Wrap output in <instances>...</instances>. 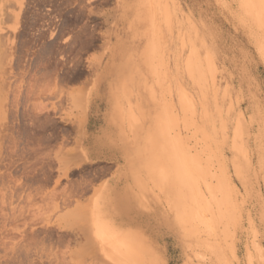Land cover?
Wrapping results in <instances>:
<instances>
[{
    "label": "rangeland",
    "instance_id": "obj_1",
    "mask_svg": "<svg viewBox=\"0 0 264 264\" xmlns=\"http://www.w3.org/2000/svg\"><path fill=\"white\" fill-rule=\"evenodd\" d=\"M141 1L133 139L107 88L127 66L119 0H0V264H135L96 234L105 187L144 218L157 264H264V0ZM157 119L169 153L142 159Z\"/></svg>",
    "mask_w": 264,
    "mask_h": 264
},
{
    "label": "bare ground",
    "instance_id": "obj_2",
    "mask_svg": "<svg viewBox=\"0 0 264 264\" xmlns=\"http://www.w3.org/2000/svg\"><path fill=\"white\" fill-rule=\"evenodd\" d=\"M143 5L144 4L141 0H136L133 6L127 7L125 0H119V23L117 25V30L115 32V39H116L115 41L119 44H122V42L124 43L126 42L127 53H128L127 66L123 69L117 68L118 70V73L116 74L117 81H113L112 79H110L109 85L107 87L109 94V102H110L111 120L120 126L119 127V130H121L120 132H123L121 128L122 123L127 121V129L128 132L132 135L133 139H137L139 135V131H141L143 128L141 124L142 122L140 121L139 117L135 115L133 112L130 114L127 120L125 117V110L123 108L124 99L128 97L129 91L134 88V86L131 84H135L136 82V80H134L135 78L130 77L128 74L125 73V71L131 69L133 62L134 63L137 62L136 61L137 53H144V47L140 48L139 46L140 43L139 41L144 36V30L142 31L138 28V22L139 21L144 22V13L142 9ZM151 45L152 46L149 47V50L150 52H153L155 50V45L154 44ZM149 96L153 98L152 91L149 92ZM81 99L83 100V97ZM149 121H151L150 118ZM150 128L151 129L148 130L147 132L150 137V139L148 140V144H150V147L146 148L147 152L149 153H145L146 152L145 146L139 144L140 155L142 159L143 158L145 159V157L155 152L158 146L162 147L163 154L169 153V149L167 148L166 141L164 140L163 132L160 127L159 119H157V123H155V125H153L151 122ZM133 177H134L133 178L134 183L136 185L138 184L140 185L141 178L135 174ZM166 179L168 180L167 171L163 169L159 170L158 168L156 181H158V183L163 186L162 183H164ZM96 201L98 204L99 213L101 214L99 215L101 221L98 223L97 226L98 229L96 234L98 237L102 238L105 233L111 232L112 234L111 236L113 237V239L111 240L112 242H114L113 244H115L113 246V249L112 247L111 249L113 250L116 259L120 263L157 264L159 258L156 252L154 251L151 235L148 232V229L147 232L145 233L143 230L144 223H146V221H144V218L142 216L138 215V212L134 210L133 206L130 205L128 202L119 199L116 196V194H114L113 188H109V187H105L102 189L101 192H99ZM165 202L168 203V205L173 211V214L172 216H168L167 214L163 215V213L160 210L162 216L166 218V220H172L175 224H178L180 226L179 228L182 229L183 233L185 234V231L182 226L183 222L185 221L184 219H186L184 214L183 204L175 199L169 200V198H165ZM144 209H147L146 203H144ZM146 226L148 227L147 223ZM90 240L91 239H89V241ZM94 241L92 242L94 243ZM88 243L89 242H87V244ZM108 244L107 245L109 247L111 243Z\"/></svg>",
    "mask_w": 264,
    "mask_h": 264
},
{
    "label": "crops",
    "instance_id": "obj_3",
    "mask_svg": "<svg viewBox=\"0 0 264 264\" xmlns=\"http://www.w3.org/2000/svg\"><path fill=\"white\" fill-rule=\"evenodd\" d=\"M143 37H144V36H143ZM143 37H142V38L140 39V41H139V42H140V43H139L140 48H143V47H144V44H143L142 47H141V42L144 41ZM157 49H158V47H157V45H155V50H154V51H157ZM134 67H135V66H134ZM134 67H133V68H134ZM131 69H132V68H131ZM133 91H134V90L131 89V93H132V94L130 93V94H131V97H132V95H133ZM128 102H130V100L127 101V102H125V103H128ZM125 103H123V105H124ZM123 108H124V106H123ZM131 113H132V111H129V113H127V112L125 111V117H126V120H127V118L130 116ZM127 114H128V115H127ZM122 124H123V123H122ZM124 124L127 126V121H125ZM150 127H151V123L149 124L147 131L151 129ZM117 174H118V173H117ZM117 174H115V176H116ZM115 176H114V177H115ZM114 177H112L111 180H110L109 182H107V183L112 182V181L114 180ZM107 183H106V184H107ZM122 183H123L122 181H119V182H118L119 185H121Z\"/></svg>",
    "mask_w": 264,
    "mask_h": 264
}]
</instances>
